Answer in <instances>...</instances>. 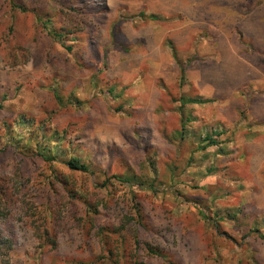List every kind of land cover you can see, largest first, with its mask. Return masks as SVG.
<instances>
[{
	"label": "rangeland",
	"instance_id": "1",
	"mask_svg": "<svg viewBox=\"0 0 264 264\" xmlns=\"http://www.w3.org/2000/svg\"><path fill=\"white\" fill-rule=\"evenodd\" d=\"M94 1L109 13L87 48L84 36L83 47L64 42L71 52L52 44L50 61L0 65L5 107L51 108L54 89L73 101L57 123L96 169L130 179L112 180L115 197L155 208L156 241L175 264H264V90L251 81L264 71L252 44L264 0ZM194 97L208 102L183 104ZM13 235L17 264H37L31 234L14 224Z\"/></svg>",
	"mask_w": 264,
	"mask_h": 264
},
{
	"label": "trees",
	"instance_id": "2",
	"mask_svg": "<svg viewBox=\"0 0 264 264\" xmlns=\"http://www.w3.org/2000/svg\"><path fill=\"white\" fill-rule=\"evenodd\" d=\"M108 13L104 2L94 0H0V65L15 70L35 59L50 61L52 44L71 52L64 42L83 47L84 36L87 48L89 37L103 32ZM51 94V108L28 111L5 107L7 93L0 91V264H17L14 224L33 237L37 264L59 255L61 264H175L156 241L150 222L155 208L136 195L112 194V180L130 179L94 167L70 126L57 123L75 103L64 102L57 89ZM206 102L194 97L183 104ZM201 141L216 144L209 135ZM206 212L198 209L209 222ZM64 250L71 254L64 258Z\"/></svg>",
	"mask_w": 264,
	"mask_h": 264
},
{
	"label": "crops",
	"instance_id": "3",
	"mask_svg": "<svg viewBox=\"0 0 264 264\" xmlns=\"http://www.w3.org/2000/svg\"><path fill=\"white\" fill-rule=\"evenodd\" d=\"M254 14L256 15V26L258 29H260V35L257 36V39H253V49L256 50L258 53V56L264 55V19H262L260 16H258L260 13L264 12V5L260 4L259 7H256V9L253 10ZM260 27V28H259ZM263 27V28H262ZM257 30V29H256ZM255 51V52H256ZM254 52V53H255ZM258 76L254 78L251 81L254 82V89L260 88V91L264 90V71H262V68H255ZM248 74V73H246ZM249 77V75H247ZM261 87H263L261 89Z\"/></svg>",
	"mask_w": 264,
	"mask_h": 264
}]
</instances>
